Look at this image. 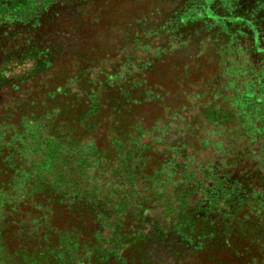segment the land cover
I'll return each instance as SVG.
<instances>
[{
  "label": "rangeland",
  "instance_id": "374dc122",
  "mask_svg": "<svg viewBox=\"0 0 264 264\" xmlns=\"http://www.w3.org/2000/svg\"><path fill=\"white\" fill-rule=\"evenodd\" d=\"M36 5L0 0V130L12 129L0 141L21 146L14 132L25 137L22 123L35 122L37 142L60 136L75 155L57 181L63 192L43 190L2 213L1 246L35 253L64 231L102 234L109 204L64 188L110 191L129 180L151 204L123 223L139 237L125 264H223L191 213L203 204L188 192L192 165L208 172L224 160L220 173L239 181L245 152L264 157V0H50L18 19ZM4 146L0 183L10 170Z\"/></svg>",
  "mask_w": 264,
  "mask_h": 264
},
{
  "label": "trees",
  "instance_id": "16d2710c",
  "mask_svg": "<svg viewBox=\"0 0 264 264\" xmlns=\"http://www.w3.org/2000/svg\"><path fill=\"white\" fill-rule=\"evenodd\" d=\"M49 1L37 0L33 12L18 19L35 18L43 10V5L49 4ZM46 66L47 63L42 60L37 68L44 70ZM60 92V90L54 91L56 94ZM32 123L35 124V122L22 123L26 131L25 137L22 134L16 136L14 132L17 142L21 137L22 140L18 142L21 146L13 145L12 138L7 142L4 139L0 141L1 144H5L4 147L8 152L6 160L10 163L7 180L0 183L2 209L0 232L6 215L2 214L3 212L15 213L20 205L24 204L25 199H32L43 190L52 191L54 194L63 192L60 187L64 186L58 185L57 181L65 175L67 169L65 167L73 163L75 154L71 150L72 141L67 142L60 136L54 138L44 135L37 142L38 138L33 136L31 131ZM2 126L4 127L0 130L1 136L7 135L6 133L10 135L12 130L10 126ZM249 138L248 135L244 138L247 149H250L249 145H251ZM18 154L21 156L19 159L21 166L15 167ZM244 154L243 159L247 166L239 167L243 171L239 181L231 178L230 175L220 173L224 160L208 172L202 168L203 165L200 167L194 163L192 165L193 171H197L191 174L193 178L190 180L192 182L190 185L193 186L188 192L191 194L199 192V202L203 201V204L194 207L191 213L199 221L201 229L206 227L205 237L212 244L215 253H222L223 264H264V157L258 150L250 149ZM231 156L235 158V153ZM256 157L260 164L258 167L254 161ZM60 158L64 159L60 160ZM200 160L196 162L201 163ZM41 164L47 166L45 170L40 169ZM250 164L254 168L250 169L248 167ZM80 172L81 166H77L75 182L80 178ZM199 180L202 184L194 186ZM251 180L254 182L253 185H249ZM91 187L89 189L70 185L64 189L78 200H88L96 206L98 202L109 204L111 214L101 219L102 234L92 231L87 239L81 238L76 231H64L58 233L55 243L47 244L41 252L35 253L26 250L9 252L0 242V264H100L101 262L104 264L109 257L125 264L126 257L123 253L133 249L139 237L136 234L128 237L130 235L127 234L128 227L124 229L123 223L137 209L141 218H144L146 211L149 210L148 205L151 204L147 190L144 185L139 183L134 185L129 180L121 181L110 191L106 189V185L99 186V183ZM105 191L114 194L103 197L101 193ZM2 205L6 206L2 208Z\"/></svg>",
  "mask_w": 264,
  "mask_h": 264
}]
</instances>
